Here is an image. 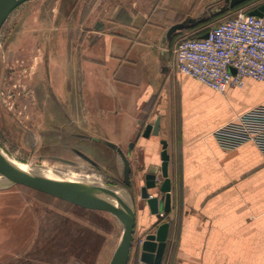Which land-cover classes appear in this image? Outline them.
<instances>
[{"label": "crops", "instance_id": "crops-1", "mask_svg": "<svg viewBox=\"0 0 264 264\" xmlns=\"http://www.w3.org/2000/svg\"><path fill=\"white\" fill-rule=\"evenodd\" d=\"M223 3L218 11L227 7ZM263 3L249 0L237 7L253 10ZM212 9L208 0H76L64 9L63 26L70 32L72 13L83 14L77 39L69 38L70 99L77 75L82 115L94 124V136L126 155L134 144L127 157L136 180L128 264H138V244L162 222L169 227L160 264H264V159L251 143L224 150L212 135L264 105V83L247 78L241 88L220 94L175 67V45L208 28ZM176 24L184 28L168 34ZM156 121V136L138 135ZM162 141L170 210L158 222L139 188L147 173L162 182ZM148 193L157 195L156 189ZM89 229L71 212H37L21 195L0 192V264L101 259L100 234L94 231L87 244Z\"/></svg>", "mask_w": 264, "mask_h": 264}, {"label": "rangeland", "instance_id": "rangeland-1", "mask_svg": "<svg viewBox=\"0 0 264 264\" xmlns=\"http://www.w3.org/2000/svg\"><path fill=\"white\" fill-rule=\"evenodd\" d=\"M75 1H27L15 8L0 28V154L16 164L37 167L70 182L104 188L132 207L130 193L120 185L123 164L117 150L106 140L96 138L94 124L84 120L77 75L73 76L76 85L71 86L70 99L69 38L77 39L78 22L83 14L72 13L70 32L63 26V13L64 9L73 7ZM208 2L213 3L214 12V15L210 13L208 28L240 9L225 7L218 11L224 6L223 0ZM36 91L38 111L32 98ZM64 102L68 113L65 118L61 115ZM47 105L49 109L45 108ZM76 152L88 157L94 165L82 160ZM3 180L0 177V183ZM130 180L129 190L135 197L136 180L132 173ZM0 192L14 194L17 198L21 195L28 207L37 212L66 211L84 218L91 228L87 244L93 241L94 231L100 234L102 241L101 259L93 258L87 263L108 264L122 227L110 214L81 208L21 185L0 189Z\"/></svg>", "mask_w": 264, "mask_h": 264}, {"label": "built area", "instance_id": "built-area-1", "mask_svg": "<svg viewBox=\"0 0 264 264\" xmlns=\"http://www.w3.org/2000/svg\"><path fill=\"white\" fill-rule=\"evenodd\" d=\"M204 34L205 38L184 37L177 42L173 50L177 71L220 94L228 87L241 88L247 78L264 83V12L253 16L240 9ZM212 135L224 150L251 143L264 159V105L237 116Z\"/></svg>", "mask_w": 264, "mask_h": 264}, {"label": "water", "instance_id": "water-1", "mask_svg": "<svg viewBox=\"0 0 264 264\" xmlns=\"http://www.w3.org/2000/svg\"><path fill=\"white\" fill-rule=\"evenodd\" d=\"M32 0H0V28L3 25L9 14L21 4ZM227 3V8H235L249 0H224ZM264 12V3L257 8L247 12L248 15L261 16ZM184 24H176L171 26L168 34L177 30H182ZM205 38L206 34L200 36ZM158 122L145 125L144 129L138 135L147 138L150 135L156 136L158 134ZM162 150L160 153L159 174L162 178L160 185L157 184L155 172L147 173L143 178V185L139 188V197L146 202L148 210L151 215L155 216L158 222L163 218L160 214L169 212L170 210V181L167 177V162L168 155L166 153V144L161 142ZM133 142L128 146L127 155L121 153L119 156L122 160V182L120 183L128 190L131 196L132 208L120 201L112 193L97 186L88 184L66 182V181H44L30 177L16 168H14L1 154H0V177L4 180L0 183V189H6L13 185H21L26 188L41 192L53 198L68 202L75 206L89 209L103 211L113 215L121 224V235L118 243L112 253L108 264H128L130 252L133 246V234L135 225V215L133 210L134 197L129 188L131 185L128 155L132 150ZM78 156L90 165L94 162L85 155L76 152ZM64 163H69L68 160H62ZM156 189V196H151L148 191ZM168 223L162 222L156 226L152 233L146 234L141 242L138 244V264H160L162 254L165 247V242L168 235Z\"/></svg>", "mask_w": 264, "mask_h": 264}, {"label": "bare ground", "instance_id": "bare-ground-1", "mask_svg": "<svg viewBox=\"0 0 264 264\" xmlns=\"http://www.w3.org/2000/svg\"><path fill=\"white\" fill-rule=\"evenodd\" d=\"M14 168H16L18 171L30 176V177H33V178H36L38 180H44V181H54V182H59V181H66V182H70V181H67V180H64L62 178H60L59 176L57 175H51L49 174L48 172H45L41 169H38L37 167H30V166H24V165H19V164H16L8 159H6ZM109 189V188H108ZM114 193V192H113ZM128 206V205H127ZM130 207V206H129Z\"/></svg>", "mask_w": 264, "mask_h": 264}, {"label": "flooded vegetation", "instance_id": "flooded-vegetation-1", "mask_svg": "<svg viewBox=\"0 0 264 264\" xmlns=\"http://www.w3.org/2000/svg\"><path fill=\"white\" fill-rule=\"evenodd\" d=\"M7 20H5L4 21V23L3 24H5V22H6ZM4 25H2L1 27H3ZM0 47H1V45H0ZM6 47V46H5ZM7 48V47H6ZM65 87H66V85H64ZM67 88V87H66ZM33 92V91H32ZM31 92V93H32ZM66 93H69L68 92V89H67V91H66ZM35 94V96L33 97L32 96V98H34V107H35V109H36V111H38V106H39V102H38V100H37V98H38V94H37V91H36V93H34ZM45 108L46 109H49V105H47V106H45ZM61 109V108H60ZM35 111V110H34ZM49 112V111H48ZM61 112V111H60ZM58 113H59V111H58ZM37 114V113H36ZM60 114V113H59ZM62 116H63V118H65V117H67V115H68V113L67 112H65V102H64V105H63V107H62V114H61ZM65 120V119H64ZM69 122V120H66V123H68Z\"/></svg>", "mask_w": 264, "mask_h": 264}, {"label": "trees", "instance_id": "trees-1", "mask_svg": "<svg viewBox=\"0 0 264 264\" xmlns=\"http://www.w3.org/2000/svg\"><path fill=\"white\" fill-rule=\"evenodd\" d=\"M248 11H250V9H247L246 10V13L248 12ZM209 28H207V29H203L202 31H199V32H197L193 37H200V36H202L207 30H208Z\"/></svg>", "mask_w": 264, "mask_h": 264}]
</instances>
